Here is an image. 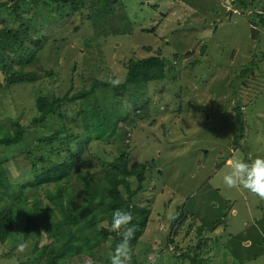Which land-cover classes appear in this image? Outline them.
<instances>
[{
  "label": "rangeland",
  "instance_id": "rangeland-1",
  "mask_svg": "<svg viewBox=\"0 0 264 264\" xmlns=\"http://www.w3.org/2000/svg\"><path fill=\"white\" fill-rule=\"evenodd\" d=\"M255 1L258 5L245 8L240 0H118L87 22V13H73L68 2L25 0L16 5L14 0H0L7 4L0 11L4 17L0 33L38 17L44 20L39 19L34 25L37 31H31L33 43L48 34L56 39L48 40L55 57L44 47L40 60L28 64L7 46L3 49L6 70L12 67L19 82L28 76L32 82H4L1 124L16 119L31 127L37 96L63 95L70 80L75 91L93 79L122 83L129 59L159 54L173 65L168 78L131 89L130 96L138 97L140 104L148 102L138 111L132 99H116L112 93H98L82 103L89 111L97 99L101 110L119 107L121 116L129 115L126 123L133 125L123 131H129L130 163L153 157V164L162 169L154 179L147 174L137 196V204L148 212L142 211L138 219L147 215L148 223L138 242L129 244L130 261L192 264L182 257L188 253L197 255V264H264V199L245 189H228L222 180L230 158L264 156V25L258 15L264 11V0ZM1 74L0 70L3 79ZM237 105L244 138L235 146L234 137L240 132ZM79 107L68 105L64 110L70 114ZM46 127L57 129L58 121ZM100 144L96 154L102 161L119 158L114 139ZM16 153L8 154L4 172L10 184L22 185L31 180V169L26 156ZM180 208L192 216H173ZM25 216L24 210L16 213L13 236L0 244V264H19L28 256L26 245L16 248ZM176 245L181 251L174 250ZM65 264L92 263L77 259Z\"/></svg>",
  "mask_w": 264,
  "mask_h": 264
},
{
  "label": "trees",
  "instance_id": "trees-1",
  "mask_svg": "<svg viewBox=\"0 0 264 264\" xmlns=\"http://www.w3.org/2000/svg\"><path fill=\"white\" fill-rule=\"evenodd\" d=\"M14 1L18 5L25 0ZM93 1L94 3L91 0H53L56 4L68 2L73 13L80 14L84 10L87 13V22L91 21L95 12L107 10L118 0ZM254 3L255 0H240L245 8L252 7ZM6 6V3H1L0 11ZM262 12L264 11L260 10L258 15L261 16L259 21L264 25ZM13 13L21 19L16 8ZM7 15L13 16L11 12ZM3 18L0 14V24ZM39 19L44 20L36 17L33 23L27 21L15 29L8 28L0 33V70L3 76V79L0 78V91L4 82L7 85L32 82V76L19 82V77L13 76L12 67L6 70V52L3 51L5 46L16 58L25 59V64L39 61V52L44 47L51 51L49 54L52 57L56 56L53 44H48L49 38L56 40L52 35L35 40L39 41L35 43L29 38L31 31H37L35 26L39 25ZM87 22L83 25H87ZM29 24L31 28L26 27ZM252 31L254 30L251 33ZM31 48L36 52L31 54ZM144 49L150 50L146 47ZM202 49L204 53V46ZM125 67L124 81L116 85L111 81L93 79L89 88L75 91L70 80L69 90L63 95H38L35 100L36 115L31 120V127L24 126L16 119L8 120V124L0 123V244L7 243L13 236L16 213L19 209L24 210L25 226L22 229V241L18 244L26 245L29 253L19 264H65L77 259L92 264H111L109 257L123 239L128 227L135 225L129 244L137 243L144 234L148 223L147 215L141 219L138 217L140 218L142 211L145 214L148 212L137 204V196L147 183V174L149 177L153 175L154 179V176L160 175L162 169L153 164L156 161L153 157L130 163L129 131H123L124 127L131 125L126 123L129 115L121 116L116 110L119 107L101 110L97 99H94L95 104L92 103V107L89 106V111L84 110L82 103L98 93H112L116 99H132V107L134 111H138L139 107L143 108L148 102L140 104L138 97L130 96L131 89L168 78L173 65L159 54H151L141 59H129ZM45 74L52 76L49 71ZM68 105L80 107L69 114L64 110ZM237 107L236 117L240 132L234 137L235 146L244 138L242 113L240 106ZM55 121H58V128L47 129L46 125ZM119 124L122 126L119 127ZM40 126L45 131L38 129ZM131 129L134 131V126ZM108 139L117 142L121 153L112 163L102 161L96 154L100 142ZM15 152V155L26 156L31 169V180L22 185L10 184L4 172L9 162L8 154ZM156 170L159 172L156 173ZM118 208L130 211L133 219L128 225L114 230L111 228V217ZM173 216L183 219L192 215L180 208ZM202 229L200 226L197 231L201 232ZM110 239L112 241L109 246ZM18 244L16 248H19ZM174 250L181 251L178 245ZM195 254L199 255V252L195 251ZM182 257L192 264H197V260H200L197 255L191 257L188 253H183ZM130 262L137 264L132 259Z\"/></svg>",
  "mask_w": 264,
  "mask_h": 264
},
{
  "label": "clouds",
  "instance_id": "clouds-1",
  "mask_svg": "<svg viewBox=\"0 0 264 264\" xmlns=\"http://www.w3.org/2000/svg\"><path fill=\"white\" fill-rule=\"evenodd\" d=\"M264 17V12L261 13ZM119 80H112L113 85L118 84ZM228 171L223 175L224 186L228 189H245L257 197L264 199V156H257L254 159L246 160L242 157H233L227 161ZM133 219L130 211L115 209L111 217V228L119 230L121 226L128 225ZM135 225L128 227L123 234V239L114 249V253L109 257L111 264H128L129 240L133 235ZM24 244H18L20 249Z\"/></svg>",
  "mask_w": 264,
  "mask_h": 264
}]
</instances>
